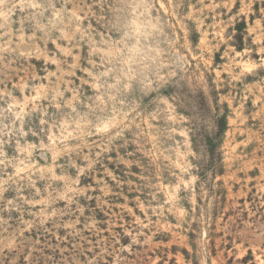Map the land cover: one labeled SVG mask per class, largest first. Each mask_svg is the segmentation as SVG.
<instances>
[{
    "label": "rangeland",
    "instance_id": "374dc122",
    "mask_svg": "<svg viewBox=\"0 0 264 264\" xmlns=\"http://www.w3.org/2000/svg\"><path fill=\"white\" fill-rule=\"evenodd\" d=\"M0 264H264V0H0Z\"/></svg>",
    "mask_w": 264,
    "mask_h": 264
},
{
    "label": "trees",
    "instance_id": "16d2710c",
    "mask_svg": "<svg viewBox=\"0 0 264 264\" xmlns=\"http://www.w3.org/2000/svg\"><path fill=\"white\" fill-rule=\"evenodd\" d=\"M221 122H222L221 123V128H220V130H219V132L217 134L218 138L221 137V134H223L225 132V129H226V118L223 117ZM217 143H218V141H217ZM217 143L216 144H212L211 143V139L207 138L206 148H207L208 154H210V155L213 154L214 148L216 147Z\"/></svg>",
    "mask_w": 264,
    "mask_h": 264
}]
</instances>
